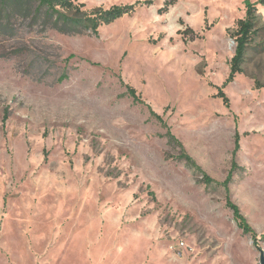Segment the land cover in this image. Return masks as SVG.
<instances>
[{"label": "rangeland", "instance_id": "rangeland-1", "mask_svg": "<svg viewBox=\"0 0 264 264\" xmlns=\"http://www.w3.org/2000/svg\"><path fill=\"white\" fill-rule=\"evenodd\" d=\"M138 1L98 35L25 11L0 18V264H260L264 5L243 72L224 85L237 23L257 0H81ZM148 105L220 182L240 134L231 198L257 239L223 186L175 158Z\"/></svg>", "mask_w": 264, "mask_h": 264}, {"label": "trees", "instance_id": "trees-1", "mask_svg": "<svg viewBox=\"0 0 264 264\" xmlns=\"http://www.w3.org/2000/svg\"><path fill=\"white\" fill-rule=\"evenodd\" d=\"M139 5H142V3L138 1L131 5H113L107 9L100 7L88 10L85 8V3L81 2V0H0V18H2L3 14L9 18L15 10L25 11L35 16H45L46 19L52 23L53 28L61 33L80 34L92 32L98 35L101 25L110 24L124 15L133 13ZM258 5H264V0H257L256 2L247 1L246 15L237 23V30L235 32V53L231 60L229 77L224 85L233 81L238 73L243 72V64L246 60L247 50L254 35L258 32ZM179 32L183 33L185 37L189 36L191 39L199 37L191 27H187L185 30ZM74 56L75 55H71V57ZM126 87L128 94L135 102L145 104V101L135 87L129 84H126ZM217 95L223 99L225 104L229 103V99L222 88H219ZM148 108L151 116L155 117L163 126L167 127L166 136L168 143L179 149V153L175 158L183 161L193 172L199 174L200 182L204 183L206 186H223L226 192V204L233 211L234 219L239 228H241L245 234H251L254 239H257L258 234L251 227L247 218L241 212L240 207L234 203L231 198L230 184L234 179L236 171L239 170L236 155L240 149V134L237 132L235 135V148L229 173L225 180L220 182L204 171L197 161L187 152L181 140L172 133L163 117L150 105H148ZM4 120H6V117ZM262 238H264V234L261 236V239Z\"/></svg>", "mask_w": 264, "mask_h": 264}, {"label": "water", "instance_id": "water-1", "mask_svg": "<svg viewBox=\"0 0 264 264\" xmlns=\"http://www.w3.org/2000/svg\"><path fill=\"white\" fill-rule=\"evenodd\" d=\"M260 264H264V250H261Z\"/></svg>", "mask_w": 264, "mask_h": 264}]
</instances>
